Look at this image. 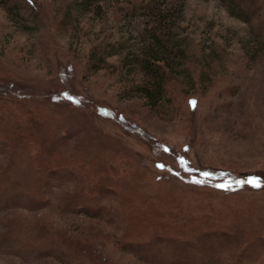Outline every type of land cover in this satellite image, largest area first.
<instances>
[{"label":"rangeland","instance_id":"1","mask_svg":"<svg viewBox=\"0 0 264 264\" xmlns=\"http://www.w3.org/2000/svg\"><path fill=\"white\" fill-rule=\"evenodd\" d=\"M155 1L154 19L134 12L146 0H99L87 8L80 0H0V86L22 99L0 104L9 117L5 131L18 124L33 154L41 150L37 135L49 142L63 136L66 143L52 154L56 164L84 180L107 174L128 202L115 225L124 220L132 238L193 239L239 224L250 231L237 230L242 239L261 235L254 255L244 252L245 243L223 250L218 264H264V184L256 189L247 179L264 176V52L252 57L250 26L219 0ZM93 52L105 59L102 68L89 67ZM135 55L161 57L168 81L156 104L133 95L145 76L126 64ZM9 161L1 144L0 175ZM36 166L11 170L25 199L14 204L0 192V264H71L43 245L70 235L99 247L98 264L175 263L168 245L148 259L117 245L111 224L62 213L58 202L77 183L63 179L52 194H41ZM79 222L89 229L82 233Z\"/></svg>","mask_w":264,"mask_h":264},{"label":"trees","instance_id":"2","mask_svg":"<svg viewBox=\"0 0 264 264\" xmlns=\"http://www.w3.org/2000/svg\"><path fill=\"white\" fill-rule=\"evenodd\" d=\"M97 1L99 0H80L79 5H82L83 8H87ZM219 1L222 5L227 7L228 11L233 16L250 26L253 38L256 40V49L252 57H256L259 53L264 52V0ZM133 9L136 13L148 14L151 18L153 17L155 19L158 15L159 6L155 0H146V2L134 6ZM134 12L132 11V13ZM151 37L159 48H166L165 42L159 36L151 34ZM97 54L98 53L93 52L91 55L90 68L94 67L98 69L104 66L103 63L105 59L103 56H98ZM160 60V56H154L152 59H148L146 56L135 55L130 62H125L127 66L129 64V67L134 68L139 66L145 75L143 82L133 87V95L139 98H145L151 104H156L163 96L165 83L168 81L166 72L158 63ZM20 97L19 92L8 90L7 88L4 89L0 86V104L6 103L8 99L22 104V99ZM8 119L9 117L1 115L0 113V131L1 134L6 132L4 136L0 138V143L6 148L10 158V161L4 167V172L0 175V192L4 196H8L10 202L15 204L17 200L25 199L27 196L26 192L19 185V182L15 180V175L11 170H21L26 165L34 167L38 164V166H36V172L42 175L35 180L40 184L39 192L45 195L49 193L52 194V188L55 186V183L63 179H68L71 180V182L77 183V187H75L74 190L63 193L58 202V208L62 213L85 214L111 224V227L116 229L114 230L115 232H112L114 235L112 238H114L117 245H120L123 249H130V247L133 249L137 248L136 251L140 256L150 259L154 254H158L161 249H164V246L168 245L166 247L172 248V252L175 250V258L172 259V261L175 262L174 264H193V262L218 264V262H221L220 254H222L223 250H229L236 246L239 247L241 244L245 243H247V245L244 247V252H249L250 256L254 255L255 242L259 241L261 238L259 236L261 235L246 234L247 238L242 239L243 236H241V234L239 236L237 230L241 231L242 235L250 231H247L245 227L237 229L239 224L237 227L225 226L216 229L209 228L203 230L200 234L194 235L192 237L193 239L168 238L169 236L166 237L161 233H154L148 240L143 242L139 239L132 238L130 234L131 227L129 229L128 225L124 223V220L122 224L115 225V221L124 214L123 210L127 208L125 205L128 204V202L111 187L112 179L108 178L107 174L100 177L98 176L97 178L91 177V179L87 177V179L85 178L84 180L78 173H72V171L66 167H61V165L56 164L57 160L52 154L66 143V141L64 142L63 136H59L56 140L49 142L45 133L37 135V143L41 147V150L39 153L33 154L29 148V144L25 141L26 135L19 131L20 127L18 124H15V126L13 125V127L11 126V133L5 131L6 121ZM30 124H33L37 128L35 130L39 131L38 121L34 116L31 118ZM12 136L16 141L13 140V144H7L8 140L6 141V138ZM210 170L213 172H220L226 176L230 175L229 179H231V177L234 179L242 178L241 175L233 173L232 170L228 168H210ZM247 177V179H249L248 183L253 185L256 189L261 188L264 184V176L262 174L256 172ZM240 184L242 183L240 182ZM108 199L110 202L107 201ZM112 199L115 200L114 202L116 204H113ZM29 200L33 204L38 202L37 198L30 197ZM41 201L45 202L44 200ZM77 225V227L81 228L82 233L89 229L86 228L88 227L86 224L84 225L79 222ZM93 229L96 231L95 233L101 231V228L96 225ZM62 237L63 239H59L57 244H54L55 242H44L43 245L48 247L55 255H61L66 258L71 257L69 261L71 264H86L87 262L98 264V262H102V254L99 247L88 242L86 238L71 235ZM249 241L250 243H248ZM64 248L69 251L67 252L69 253L68 256L61 254ZM145 249L149 250V256L145 253ZM42 253L43 251L41 254ZM217 255H219V258ZM240 263L241 262L236 261L233 264Z\"/></svg>","mask_w":264,"mask_h":264},{"label":"snow or ice","instance_id":"3","mask_svg":"<svg viewBox=\"0 0 264 264\" xmlns=\"http://www.w3.org/2000/svg\"><path fill=\"white\" fill-rule=\"evenodd\" d=\"M194 103V102H193ZM257 186H260V185H257ZM221 187H223V185H221Z\"/></svg>","mask_w":264,"mask_h":264}]
</instances>
